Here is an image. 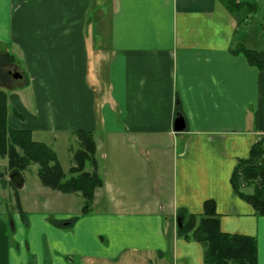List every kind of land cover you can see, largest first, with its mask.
<instances>
[{"label": "crops", "instance_id": "crops-1", "mask_svg": "<svg viewBox=\"0 0 264 264\" xmlns=\"http://www.w3.org/2000/svg\"><path fill=\"white\" fill-rule=\"evenodd\" d=\"M241 10L220 0H0L8 123L60 164L67 156L65 172L76 131L91 132L102 180L84 212L80 192L44 186L35 169L34 193L0 211V264H203L176 217L201 213L207 199L222 231L256 239L264 264V215L230 181L264 141L262 73L230 51L241 44L264 63V48L236 39Z\"/></svg>", "mask_w": 264, "mask_h": 264}, {"label": "trees", "instance_id": "trees-1", "mask_svg": "<svg viewBox=\"0 0 264 264\" xmlns=\"http://www.w3.org/2000/svg\"><path fill=\"white\" fill-rule=\"evenodd\" d=\"M230 11H240L248 5L242 0H220ZM232 53H242L249 64L262 73L264 91V63L259 53L241 44L230 47ZM9 105L7 94L0 89V157L7 159L12 173L37 164V175L44 186L64 193L80 192L84 197L82 210L89 209L94 189L102 183L96 171L95 143L92 133L76 131L77 146L71 151L72 165L65 172L52 147L35 140L27 128H15L8 123ZM86 163L92 170L86 172ZM230 181L235 193L253 206L255 212L264 215V141L257 140L246 159L237 161ZM10 183L18 187L11 178ZM251 187V192L244 190ZM176 235L195 240L203 248V264H257L256 239L253 236L224 232L219 227L215 202L207 199L201 213L180 211L176 217Z\"/></svg>", "mask_w": 264, "mask_h": 264}, {"label": "rangeland", "instance_id": "rangeland-1", "mask_svg": "<svg viewBox=\"0 0 264 264\" xmlns=\"http://www.w3.org/2000/svg\"><path fill=\"white\" fill-rule=\"evenodd\" d=\"M248 2V5L241 10L240 15L242 16L243 21L238 29V33L236 34V39L238 42H243L245 45L255 48H264V0H242ZM106 19L103 21V27L106 28ZM12 65L8 64L7 61L0 60V72L1 78L11 79V76L8 74V70L11 68ZM11 74V73H10ZM3 89V88H2ZM72 147L77 146L76 144H71ZM72 148V149H73ZM71 149V151H72ZM99 151V150H98ZM97 151V152H98ZM60 161L63 168L69 165L70 160L67 156H64L62 152H60ZM98 160V168L102 167V158L100 159L97 156ZM35 169H37V164H30L25 169V186L23 190H18L19 192L16 193L13 184L10 183L11 174L10 170L7 167V159L5 157H0V211L2 213L5 212V209L9 207V209H15V198L20 194H24L27 192L34 193L37 187V177L35 174ZM86 172L91 171L92 169L88 170L85 169ZM22 173V172H21ZM37 182V183H36ZM248 191V188L245 189ZM27 199V195H26ZM182 238V237H179ZM159 261V260H158ZM154 264H170L168 260L165 258L164 261L155 262Z\"/></svg>", "mask_w": 264, "mask_h": 264}, {"label": "water", "instance_id": "water-1", "mask_svg": "<svg viewBox=\"0 0 264 264\" xmlns=\"http://www.w3.org/2000/svg\"><path fill=\"white\" fill-rule=\"evenodd\" d=\"M12 77L19 78L20 73L17 71H14L12 73ZM174 128H175V130H181L183 128V118L180 114H178L174 120ZM11 178L14 180V182L17 184L18 187L22 185L23 180H22L19 173H17V172L12 173Z\"/></svg>", "mask_w": 264, "mask_h": 264}]
</instances>
